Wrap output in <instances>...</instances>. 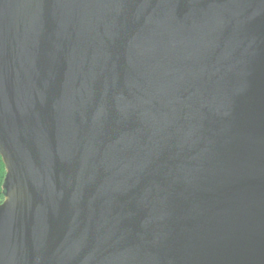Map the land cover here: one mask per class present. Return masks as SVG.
<instances>
[{"label":"water","instance_id":"95a60500","mask_svg":"<svg viewBox=\"0 0 264 264\" xmlns=\"http://www.w3.org/2000/svg\"><path fill=\"white\" fill-rule=\"evenodd\" d=\"M0 264H264V0H0Z\"/></svg>","mask_w":264,"mask_h":264},{"label":"trees","instance_id":"16d2710c","mask_svg":"<svg viewBox=\"0 0 264 264\" xmlns=\"http://www.w3.org/2000/svg\"><path fill=\"white\" fill-rule=\"evenodd\" d=\"M7 194V170L0 155V204L4 202Z\"/></svg>","mask_w":264,"mask_h":264}]
</instances>
